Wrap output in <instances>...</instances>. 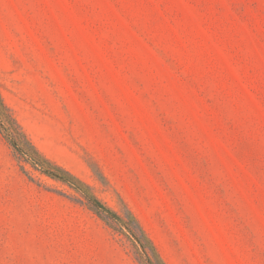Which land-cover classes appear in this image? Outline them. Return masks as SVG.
<instances>
[{
    "label": "rangeland",
    "instance_id": "374dc122",
    "mask_svg": "<svg viewBox=\"0 0 264 264\" xmlns=\"http://www.w3.org/2000/svg\"><path fill=\"white\" fill-rule=\"evenodd\" d=\"M0 94L166 264H264V0H0ZM21 164L0 128V264H140Z\"/></svg>",
    "mask_w": 264,
    "mask_h": 264
},
{
    "label": "trees",
    "instance_id": "16d2710c",
    "mask_svg": "<svg viewBox=\"0 0 264 264\" xmlns=\"http://www.w3.org/2000/svg\"><path fill=\"white\" fill-rule=\"evenodd\" d=\"M0 128L4 130L16 159L22 169L21 161L29 162L33 169L46 176L61 181L75 190L83 203L108 228L124 235L130 241L135 259L140 264H166L156 245L133 216L125 217L102 201L91 187L73 175L63 166L46 157L33 144L0 94Z\"/></svg>",
    "mask_w": 264,
    "mask_h": 264
}]
</instances>
